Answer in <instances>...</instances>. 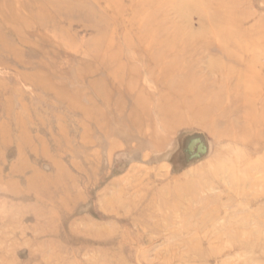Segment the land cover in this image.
<instances>
[{
    "label": "rangeland",
    "instance_id": "1",
    "mask_svg": "<svg viewBox=\"0 0 264 264\" xmlns=\"http://www.w3.org/2000/svg\"><path fill=\"white\" fill-rule=\"evenodd\" d=\"M176 78L240 102L166 129ZM263 101L264 0H0V264H264Z\"/></svg>",
    "mask_w": 264,
    "mask_h": 264
},
{
    "label": "bare ground",
    "instance_id": "2",
    "mask_svg": "<svg viewBox=\"0 0 264 264\" xmlns=\"http://www.w3.org/2000/svg\"><path fill=\"white\" fill-rule=\"evenodd\" d=\"M158 60L160 59L155 57V59H153V64L156 65L155 63ZM173 73H175V71ZM173 73L170 75L171 77L173 76ZM181 76L187 78L188 74H181ZM172 85L174 86L170 89L173 91V95L175 97L171 98V101L161 103L162 105H159L156 108V114H158L159 117L158 122L166 129L172 130L185 125V123L188 124L183 119V121L180 120L186 114L191 117L189 120L192 122L194 121L192 125L197 127H208L211 129L212 126H216V122H220L221 119L226 117L229 111L235 107L236 103L240 102L238 99L233 100L232 94L228 91L226 92L225 97L221 99H217L215 95L209 96L211 93H209L208 90L203 89L204 87L202 88V85H197V83H193L191 81L183 79L178 80L176 78L174 83L172 81ZM256 113V116H260L261 119L258 123L259 126H261L258 137L261 138L264 129V101L260 106L259 112ZM242 115L244 116V119H249L251 117L247 114ZM216 117H219L218 120H214ZM238 118L239 116H237L233 121L229 120L225 124L229 129H234V127L239 123Z\"/></svg>",
    "mask_w": 264,
    "mask_h": 264
},
{
    "label": "water",
    "instance_id": "3",
    "mask_svg": "<svg viewBox=\"0 0 264 264\" xmlns=\"http://www.w3.org/2000/svg\"><path fill=\"white\" fill-rule=\"evenodd\" d=\"M182 150L180 152L181 157L175 154L173 158L180 160L182 165H188L192 161L202 158L207 151V146L205 144L204 136L201 134H191L184 136L181 140ZM182 153L185 155L183 156Z\"/></svg>",
    "mask_w": 264,
    "mask_h": 264
}]
</instances>
